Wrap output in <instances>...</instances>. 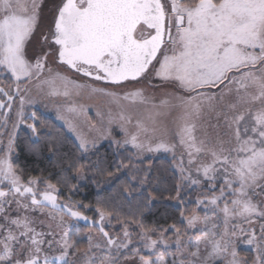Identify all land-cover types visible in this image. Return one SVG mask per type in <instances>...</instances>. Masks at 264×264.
Wrapping results in <instances>:
<instances>
[{
	"label": "snow or ice",
	"instance_id": "obj_1",
	"mask_svg": "<svg viewBox=\"0 0 264 264\" xmlns=\"http://www.w3.org/2000/svg\"><path fill=\"white\" fill-rule=\"evenodd\" d=\"M0 264H264V0H0Z\"/></svg>",
	"mask_w": 264,
	"mask_h": 264
},
{
	"label": "trees",
	"instance_id": "obj_2",
	"mask_svg": "<svg viewBox=\"0 0 264 264\" xmlns=\"http://www.w3.org/2000/svg\"><path fill=\"white\" fill-rule=\"evenodd\" d=\"M49 122L52 123V120L50 119ZM56 126L59 127L58 122H56ZM21 137H22L23 143H25V144L28 143V139L24 135L23 132H21ZM107 148H108V145H107V143H105V148L101 149V151L103 152ZM93 159H95V158H93ZM155 162L160 166H166L167 165V159L163 155H161L160 158L157 159ZM96 179H98L100 181L101 186L105 189L103 192H100L99 189L95 188L94 186L87 187V188L81 187L80 192L81 193H89V195L87 197H85L84 195L78 194L74 197V199L84 200L85 203H89L90 201L94 202L97 194L102 195V196H108L114 192L115 186H116L115 184L107 185L104 183L102 178L97 177ZM122 179H123V177H121V180ZM73 183H75V181H73ZM118 183H119V181L116 182V184H118ZM165 195L167 196V194H165ZM154 211L156 212V217L159 218L160 216L166 215L167 213L171 212L172 208L170 205H157V208L154 209ZM86 215L92 217V216H94V213L93 212H87ZM149 219H152V218L150 217ZM161 222H163V221H161ZM171 222L172 221H169V223H171ZM113 223H115V221ZM79 228L81 231H83V233L87 232V230H88V226L85 223L79 224Z\"/></svg>",
	"mask_w": 264,
	"mask_h": 264
},
{
	"label": "rangeland",
	"instance_id": "obj_3",
	"mask_svg": "<svg viewBox=\"0 0 264 264\" xmlns=\"http://www.w3.org/2000/svg\"><path fill=\"white\" fill-rule=\"evenodd\" d=\"M154 83H158V81H155ZM82 102H84L86 104H89V105H92L93 106L92 112L94 113V111L97 108H104L108 101H107V98L101 97V96H94L91 99H89L87 96H85L83 98ZM162 155L165 156L164 154H162ZM82 223L84 224V222H82V221L79 222V224H82ZM81 233H83V231H81ZM240 255L241 256H253L254 253L251 250L250 246H247L245 244H241V246H240Z\"/></svg>",
	"mask_w": 264,
	"mask_h": 264
}]
</instances>
